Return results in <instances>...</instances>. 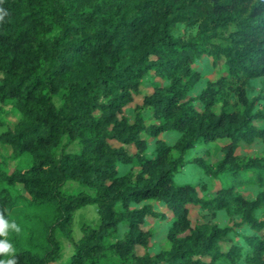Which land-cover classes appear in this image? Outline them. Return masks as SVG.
I'll return each mask as SVG.
<instances>
[{
    "label": "trees",
    "instance_id": "obj_1",
    "mask_svg": "<svg viewBox=\"0 0 264 264\" xmlns=\"http://www.w3.org/2000/svg\"><path fill=\"white\" fill-rule=\"evenodd\" d=\"M0 17V115L5 106L17 114L0 118V145L20 157L0 168V214L19 226L9 238L16 264L60 262L59 234L72 241L60 264H264V153L236 154L242 142L264 141V91L245 92L264 77V0H0ZM178 24L196 25L195 34L175 36ZM202 57L223 73L192 96ZM165 133L176 134L172 144ZM214 141L222 158L194 162L222 186L202 197L174 175L191 148ZM243 182L258 185L255 198L236 192ZM85 205L97 218L72 240ZM197 205L238 220L192 225ZM167 212L151 253L146 218Z\"/></svg>",
    "mask_w": 264,
    "mask_h": 264
},
{
    "label": "rangeland",
    "instance_id": "obj_2",
    "mask_svg": "<svg viewBox=\"0 0 264 264\" xmlns=\"http://www.w3.org/2000/svg\"><path fill=\"white\" fill-rule=\"evenodd\" d=\"M196 32V25H188V24H178L175 28V36L185 40L191 36H193ZM194 68L199 71L200 79L195 84L193 91L191 92L192 96H196L200 93V91L205 86L207 80L215 79L219 74L223 73L221 65H218L217 69L211 64V61L208 57H202L195 62ZM148 89L142 87L141 94H136L134 97V101L130 105L131 107L127 109V114H129L132 118L134 117L133 107L136 104L141 103L142 95ZM264 91V77L250 79L245 85V92L248 98H252L258 92ZM257 108H264V101H261ZM0 118L3 122H14L17 118V114L14 110L9 106L3 107L1 111ZM255 125H263L262 123L255 122ZM4 130V127L0 128V132ZM176 134L174 133H165L162 135V139L167 144H172ZM222 141H214V142H204L195 145L191 148L186 154V163L183 167L179 169V171L174 175L175 180L178 183H191L196 186L199 196H207L210 197L220 186H222V180L219 178H214L210 175H207L203 172V169L199 167L194 160L199 159L204 164L208 166H213L217 161L222 158V151L220 150ZM154 149V141L152 139L148 140L147 153L151 154ZM264 153V141L260 139H256L253 143H240L239 147L236 150V154L243 157H251L255 155H262ZM9 156V149L0 145V168L6 172H9L13 169L16 164L19 162L20 157L11 159ZM22 159V157H21ZM129 168L128 165L119 166V171L124 172ZM76 187V183L68 182L65 185V189L72 190ZM237 193L243 196L247 200H251L255 198L257 192L259 191V187L255 183L251 182H243L238 184L235 187ZM13 193L19 192L27 196V193L22 189H12ZM146 202H142L137 206H141ZM155 208L157 211L164 212L165 208L160 205V203H155ZM12 213L17 214V210L15 209ZM262 214L261 210L256 212V216H260ZM189 217L191 219L192 225L196 222H208V223H216L219 226H223L228 224L230 221H237L238 217L232 215V210L223 209L211 211L202 208L200 205L191 206ZM97 218L96 209L93 205H85L82 208L78 209L74 213V218L72 221V240H77L81 235V226L84 223L93 222ZM172 220V214L167 212L164 217H148L146 218L145 228L151 227L154 231V236L151 240V244L149 247V251L154 253L159 249V244L163 240L166 235L167 228L169 227ZM10 238V230H8L7 235H4L2 231H0V240H8ZM58 238L61 242L62 248V259L60 262H51L50 264H60L67 261L71 250H72V241L69 237L65 235H58ZM13 246V245H12ZM137 252L142 254L144 252L143 248L137 247ZM11 254L8 253H0V259L7 260Z\"/></svg>",
    "mask_w": 264,
    "mask_h": 264
},
{
    "label": "clouds",
    "instance_id": "obj_3",
    "mask_svg": "<svg viewBox=\"0 0 264 264\" xmlns=\"http://www.w3.org/2000/svg\"><path fill=\"white\" fill-rule=\"evenodd\" d=\"M8 230H14L18 232L19 226L15 223V221H10L0 214V231H2L4 235H7ZM14 252L15 249L8 240H0V253L11 254ZM0 264H16V259L14 256H11V258L7 260L0 259Z\"/></svg>",
    "mask_w": 264,
    "mask_h": 264
}]
</instances>
